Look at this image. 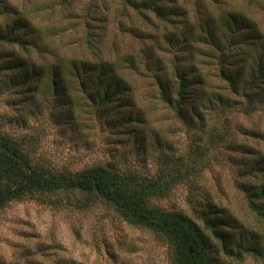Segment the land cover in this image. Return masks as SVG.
Masks as SVG:
<instances>
[{
    "label": "rangeland",
    "instance_id": "1",
    "mask_svg": "<svg viewBox=\"0 0 264 264\" xmlns=\"http://www.w3.org/2000/svg\"><path fill=\"white\" fill-rule=\"evenodd\" d=\"M5 1L29 20L34 39L27 51L0 44V134L55 174L103 169L151 178L171 166H195L164 199L150 204L183 213L198 226L202 212L219 208L255 232L264 229L245 200L261 180L245 174L244 165L254 153L264 157V98L253 97L250 103L231 94L206 44L192 42L188 52L166 39L183 38L182 29L196 36L192 23L198 12L216 18L221 9L246 14L264 37V0H160L169 23L134 9L145 7L140 5L145 0ZM177 12L181 17L171 15ZM70 60L108 62L131 105L100 102L98 72L84 89L71 75L70 82L42 75L58 65L68 70ZM9 61L16 67H8ZM179 65L192 68L190 80H201L193 97L198 111L189 110L191 123L159 99L157 78L169 83L175 100ZM244 67L241 89L247 90L252 71ZM162 155L169 161L164 163ZM77 197L61 192L7 203L0 210V264H171L160 236L125 222L102 203L82 208ZM212 246L222 256L219 246ZM240 263L264 264V259L247 256Z\"/></svg>",
    "mask_w": 264,
    "mask_h": 264
},
{
    "label": "trees",
    "instance_id": "2",
    "mask_svg": "<svg viewBox=\"0 0 264 264\" xmlns=\"http://www.w3.org/2000/svg\"><path fill=\"white\" fill-rule=\"evenodd\" d=\"M127 1L129 0L125 2ZM0 3V16L4 21L0 23V44L18 45L21 50L27 51L34 39L33 26L27 18L18 16L5 0H0ZM140 3L145 7L138 6L134 8L135 10H145L156 19L169 23L162 1L145 0ZM129 4L135 3L130 1ZM171 15L181 17L179 12ZM195 18L192 25L198 29L196 36L191 34L193 30L182 29L183 38L168 37L166 39L170 43H167L172 46L180 44L188 52L191 51L192 42L206 44L210 48V59L218 65L219 77L228 84L231 94L242 95L240 97L248 99L250 103L253 97L264 98V37L256 23L246 14L234 9H221L216 18L211 14L209 16L198 12ZM216 26L219 27L220 33ZM242 49L249 51L245 54ZM248 61L251 64H248ZM245 65H249L252 72L249 88L242 90L241 81ZM7 66L16 67L12 61H9ZM61 67L58 65L57 68H52L42 75L53 77L56 82L57 80L70 82L71 78L67 77L71 75L72 80L79 79L84 89L85 83L90 81V85L93 78H96L95 73L98 72L97 75L101 74L97 78L98 85L103 84V90L99 92L100 102L109 105L117 102L122 107L131 105L130 98L125 96V84L115 75L113 66L108 62L90 63L85 60H73L68 70ZM16 71H13L14 74ZM191 71L192 68L189 66L175 67L177 86L173 101L168 90L169 83L156 79L159 99L174 111L175 116L186 123L193 122L189 110L194 113L198 111L193 97L199 92L195 85L201 81L190 80ZM28 83L29 80L23 81V86H27ZM84 94L90 101L93 100L88 88L84 90ZM119 105L114 107L118 108ZM247 106L251 107L249 104ZM249 109L245 110L248 112L253 110ZM130 122V119L124 120L126 124ZM222 137L219 136V141ZM261 139L264 140V136H261ZM196 149L197 147L195 151ZM254 154L255 156L250 155V158H247L249 161H245L244 165L246 169L248 168L245 174L254 175V178L260 179L261 182L254 184L252 190L245 194V200L258 225L264 228V157ZM161 159L164 163L169 161L165 155H162ZM193 171L195 166L182 165L177 170H173V166L168 170H159L151 178H144L136 173L121 175L103 169L55 174L39 166L37 161L14 140L0 134V210L11 201L68 192L78 195L75 200L82 208L90 203H102L125 222L147 228L160 236L168 245L171 264H237V261L241 262L247 256L264 259V229L255 232L241 225L231 215H227L228 212L223 209L202 212L199 217L202 226H198L183 213L166 211L150 204L152 200L164 199ZM213 243L219 246L222 256L214 250ZM210 249L216 253L211 254Z\"/></svg>",
    "mask_w": 264,
    "mask_h": 264
}]
</instances>
